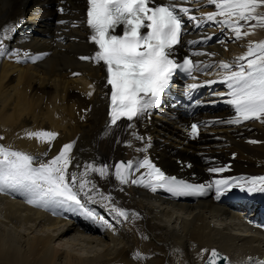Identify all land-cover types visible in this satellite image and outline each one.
Wrapping results in <instances>:
<instances>
[{"label":"bare ground","instance_id":"6f19581e","mask_svg":"<svg viewBox=\"0 0 264 264\" xmlns=\"http://www.w3.org/2000/svg\"><path fill=\"white\" fill-rule=\"evenodd\" d=\"M84 4V0H0V26L18 25L8 45L18 54L0 57L3 146L47 160L62 145L75 142L74 166L70 169L73 172L83 171L75 167L77 163L100 166L96 156L107 165H113L115 159L135 162L147 157L163 172L196 179L246 178V172L262 170L264 123H227L235 114L228 112L234 109L226 103L217 104L219 110L193 116L178 111L175 117L170 116L174 111L160 106L135 122L136 134L143 139L127 136L132 152L140 151L139 156H129L120 146L122 127L109 129L105 125L107 89L102 85L100 66L80 59L91 52L85 41ZM260 41H264L262 28L242 40L220 33L216 42L201 49L209 55L200 58L230 62L229 56L236 60L250 42ZM182 44L183 38L175 52ZM224 90L226 93L227 88ZM228 98L224 96V100ZM207 117L214 118L213 124L201 126L199 136L190 139L187 123ZM34 129L58 134L50 151L48 144L26 138V133ZM253 140L257 143L249 142ZM222 166L228 171H209ZM146 173L141 169L134 174ZM88 178L96 183L99 192L91 194L93 200L83 195L81 199L89 210L108 219L109 230L97 232L94 220L82 214L68 218L67 211L64 217L55 211L62 219L54 218V214L48 217L45 212L0 195V264H201L210 249L224 252L229 257L228 264H237L239 256L264 255V234L240 229L242 220L237 214L244 212L243 208L237 213L210 198L173 202L150 193V188L143 185H120L114 176L101 179L89 174ZM230 191L241 190L234 187ZM101 194L111 196L114 205L103 200ZM110 206L126 210L129 219L116 217ZM76 246L84 247L86 253H78L80 247ZM96 246L99 248L94 249ZM136 253L141 254L140 259L133 258Z\"/></svg>","mask_w":264,"mask_h":264},{"label":"snow or ice","instance_id":"6c2138e0","mask_svg":"<svg viewBox=\"0 0 264 264\" xmlns=\"http://www.w3.org/2000/svg\"><path fill=\"white\" fill-rule=\"evenodd\" d=\"M192 3L205 4L211 10L196 16L195 10L190 7ZM86 5V24L91 30L90 41L96 50L93 56H81L80 59L94 60L105 68V86H110L107 128L124 127L133 130L131 134L134 139H143L134 131L135 122L143 120L158 107L175 74L180 72L196 80L195 73L210 75L213 67H218L217 74H222L221 79L207 80L205 84L211 86L219 82L226 85L227 92L219 95L229 97L224 103L230 105L235 114L227 123L238 125L250 120L264 123V41L250 42L246 52L234 62L220 61L218 66L203 64L201 67L190 55L184 57L182 62L174 58L176 46L181 44L186 31L185 18L197 29L214 26L226 38L242 40L255 29H264V0H86ZM17 29L15 23L0 26V57L18 54L8 46ZM212 39L213 36L206 34L199 42L207 43ZM188 43L194 46L198 42ZM199 87L198 83L188 84V93ZM122 120L128 123H118ZM199 129L197 123L191 124V138H197ZM57 135L47 130L28 131L26 138L48 144L50 151ZM3 139L0 137V140ZM249 142L257 143L254 140ZM74 143L62 145L58 153L47 160H38L23 151L0 145V194L20 192L25 194L26 202L30 205L45 209L66 207L95 221L97 215L87 209L81 199L83 195L93 200L91 194L99 192L96 183L88 178L89 174H96L101 179L114 176L120 185L141 184L153 192L164 188L173 194L203 195L206 190L205 185H191L165 175L147 157L135 162H117L114 166L77 163L75 167H82L83 171H70L74 166ZM128 147H132L131 143ZM44 155L47 156V152ZM112 167L114 172L111 171ZM141 169L147 170L146 176L134 174ZM209 171L223 173L228 168L222 166L210 168ZM213 186L217 196L234 187L249 194H264V175L220 179L209 183L207 188ZM101 195L103 200L111 201L114 205L111 196ZM109 210L118 218L129 219V213L124 209L110 206ZM135 215L132 214L133 217ZM99 223L105 224L106 221L100 217ZM204 251H201V256ZM133 258L140 259L141 254L136 253ZM219 260L218 252L213 249L206 264H218ZM255 264H264V260Z\"/></svg>","mask_w":264,"mask_h":264},{"label":"rangeland","instance_id":"374dc122","mask_svg":"<svg viewBox=\"0 0 264 264\" xmlns=\"http://www.w3.org/2000/svg\"><path fill=\"white\" fill-rule=\"evenodd\" d=\"M35 85L37 84L38 85V83H37V81H35V83H34ZM241 227V226H240ZM79 245V244H78ZM76 247H80V246H76ZM81 248V249H80ZM79 248V251H78V253H82V254H84V253H86V251L84 250V247L82 248V247H80ZM96 248H99V246H96L94 249H96ZM81 250V251H80ZM85 251V252H84Z\"/></svg>","mask_w":264,"mask_h":264},{"label":"water","instance_id":"95a60500","mask_svg":"<svg viewBox=\"0 0 264 264\" xmlns=\"http://www.w3.org/2000/svg\"><path fill=\"white\" fill-rule=\"evenodd\" d=\"M211 253V252H210ZM209 253V254H210ZM220 257V256H219ZM223 261H224V258L223 257H220V260L218 261V264H223ZM204 264H206V261H205V263Z\"/></svg>","mask_w":264,"mask_h":264}]
</instances>
